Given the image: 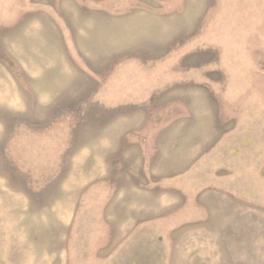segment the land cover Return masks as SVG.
<instances>
[{"label": "rangeland", "instance_id": "obj_1", "mask_svg": "<svg viewBox=\"0 0 264 264\" xmlns=\"http://www.w3.org/2000/svg\"><path fill=\"white\" fill-rule=\"evenodd\" d=\"M0 264H264V0H0Z\"/></svg>", "mask_w": 264, "mask_h": 264}]
</instances>
